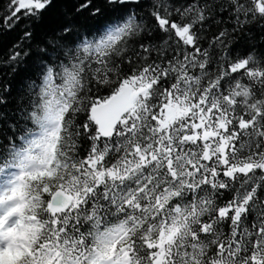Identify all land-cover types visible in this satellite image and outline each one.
Here are the masks:
<instances>
[{"label":"snow or ice","instance_id":"6c2138e0","mask_svg":"<svg viewBox=\"0 0 264 264\" xmlns=\"http://www.w3.org/2000/svg\"><path fill=\"white\" fill-rule=\"evenodd\" d=\"M0 264H264V0H0Z\"/></svg>","mask_w":264,"mask_h":264}]
</instances>
